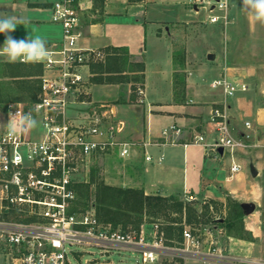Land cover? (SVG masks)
<instances>
[{
  "label": "built area",
  "instance_id": "2783aa9c",
  "mask_svg": "<svg viewBox=\"0 0 264 264\" xmlns=\"http://www.w3.org/2000/svg\"><path fill=\"white\" fill-rule=\"evenodd\" d=\"M79 1L52 3L50 21L60 27L62 38L58 45L48 48L49 59L37 62L43 67L37 101L26 108L21 103L7 104L4 121L0 122V247L18 264H71L70 257L78 256L80 248L136 253L140 256L136 264H264L230 254L208 227L196 231L185 227L181 242H169L159 222H145L139 231L123 232L101 224L94 208L70 213L76 196L74 185L85 182L79 178L90 174L95 158L114 153L124 159L133 146L131 141L118 138L123 126L116 120L113 107L75 109L90 64L105 57L99 49L78 47ZM195 2L208 6L210 12L227 7L224 0ZM220 20L226 21V15L209 18L210 23ZM211 87L220 88L225 99L247 89L244 83L237 88L225 75L212 81ZM10 111L31 113L39 129L10 136L6 125ZM208 124L212 139L209 141L203 130L188 144L202 147L207 156L220 157L227 152L230 173H239L242 167L235 154L248 151L254 144L251 122L245 121L244 132L236 133L226 112L215 107ZM170 133L179 135L181 129L172 125L162 131V136Z\"/></svg>",
  "mask_w": 264,
  "mask_h": 264
},
{
  "label": "crops",
  "instance_id": "0c3cea01",
  "mask_svg": "<svg viewBox=\"0 0 264 264\" xmlns=\"http://www.w3.org/2000/svg\"><path fill=\"white\" fill-rule=\"evenodd\" d=\"M20 1L22 0H0V4L12 6L10 11L4 12V15L16 16V3ZM24 1L28 7H30V4L52 5L55 2L48 0ZM87 2H90L86 7L90 10V14L88 21H85L80 12L79 30L81 37L78 41V47L83 50L102 49L108 46L126 47L133 60L143 61L145 64V81L139 102L131 104L116 103L111 106L113 107L116 120L120 121L123 126L118 138L133 143L129 157L122 159L115 154L128 164V168L121 175H134L131 178L132 185L128 187L142 189L146 195L176 196L188 202L190 200L212 199L224 203L226 198L231 196L241 205H244L243 200L246 199L249 189H251V181L248 175V172H251V167H249L245 159L247 151H240L235 154L236 162L241 165L242 169L237 174H231L230 155L227 152L220 157L207 156L202 147L189 145L188 143H190L194 134L203 130L208 133V140L212 139L213 135L209 134L210 126L208 120L212 109L215 107L219 108L220 106L226 112L230 124L240 123L242 117L246 120L248 116L257 120V116L264 115V108H254L252 98H248L244 93V96L242 94L241 96H234V99H225L221 90L217 93L205 91L199 80L193 78L196 73V66L193 65L195 63L189 61L187 46L183 47L185 66L182 70L183 73H186L185 95L183 100L175 101L173 53L178 51L177 48L184 43L181 42L183 33L179 29L187 25L193 26L197 22L177 19L163 21L159 20L160 18L146 22L145 17L143 21H139L137 18L136 20L139 21L137 23L139 32L144 37L147 35L146 24H150L153 27L151 30L153 38L151 45L152 54L150 57L152 65L149 69L146 62L147 50L140 47L136 52L133 51L128 42H124V40H120L115 36V31L123 27L121 22L122 16L125 14H122V10L125 13L127 8H131L134 5L140 6L146 2H151L154 5L155 0H141L134 3H129L128 0H104L102 14H99L97 10H92V0ZM193 2L191 11L195 15H199L202 7L198 6L197 4L199 3H196L195 0ZM50 7H48L49 10ZM30 8L44 9L39 7ZM50 19L51 10L47 23L52 24ZM24 20L30 26H39V23H44L42 20L37 19L36 16L35 18ZM212 29L214 38L219 39L218 30L214 27ZM91 36L96 39L100 38L101 42L98 46L90 44L89 39ZM41 37L47 41V48H51L60 43L62 32L61 29L59 31L48 30L44 31ZM210 53L211 50H207L204 54L205 60L214 65L216 56L214 55L213 60H208L207 56ZM223 70L222 76H226L228 67L224 66ZM149 74L154 75L156 79V82H154V100H151L150 95H147ZM234 74L233 71L232 75L236 77ZM210 88L213 89L211 85ZM230 102L234 103V105ZM118 107H120L119 110ZM135 107L140 110L135 112L136 122L135 124L130 122L127 126V118H122V115L127 113L130 108ZM79 108L77 105L75 106V109ZM244 122H241V124L243 125ZM137 123H139L140 130H137ZM172 125L179 127L181 134L170 133L168 137H163L162 131ZM242 125L241 129L243 130L244 127ZM146 157H150L151 160L147 161ZM236 241L235 246L246 248L245 242ZM13 264H18V262L13 259ZM187 264L197 263L188 262Z\"/></svg>",
  "mask_w": 264,
  "mask_h": 264
},
{
  "label": "rangeland",
  "instance_id": "374dc122",
  "mask_svg": "<svg viewBox=\"0 0 264 264\" xmlns=\"http://www.w3.org/2000/svg\"><path fill=\"white\" fill-rule=\"evenodd\" d=\"M87 1L88 0L79 1L81 8L80 12L85 21H88L90 14V10L86 8L90 2ZM193 1L194 0H155L154 5L151 2H146L140 6L134 5L131 8L126 7L127 11L125 13L123 10L121 11L122 14L126 15L122 16L121 23H123V27H120L115 31V36L120 40H124V42H128L131 49L135 52L140 47L145 48L147 50L146 62L150 69L152 65L150 57L152 54L151 45L153 41L151 30L153 27L150 26V24H146L147 35L144 37V35L139 32L137 23L143 21L144 17L147 20L146 22L157 18H160L159 20L163 21H173L177 19L197 22L193 26L187 25L184 28L179 29L183 33V40L181 42L184 43L181 47L177 48L178 50H183V47L187 46L189 61L195 63L193 65L196 66V73L193 78L199 80L205 91H214L217 93L221 89H211V82L220 78L224 71L223 67L227 66V79L237 88H240V85L243 82L247 86V89H249H246L247 92H241L238 90L235 97L238 95L241 96L244 93L248 98H252L254 108H264V24L253 22L247 13L241 11L243 8L242 0H224L227 2V7L224 11H219L216 8L210 12L208 6L204 8V5L197 4L202 7L200 8L199 15H195L194 12L191 11V7L194 3ZM11 8V5L0 4V14L5 16L4 12L10 11ZM15 9L18 18L30 19L33 17L35 18L36 16L37 19L44 22L39 23V26H30L26 23L17 25L16 30L11 33V35L17 39L26 38L30 34L32 36H42L44 31H59L60 29L59 26L47 23V19L50 16V10L48 8L33 9L28 7L26 2L22 0L16 3ZM222 14L226 15V21L220 20V22L216 24H211L209 22L211 15ZM130 15H132L131 18ZM137 18L139 21L136 20ZM126 22H128L127 25L130 26H125ZM212 27L218 30L217 33L219 34V39L214 38ZM89 41L92 46H98L101 42L100 38L96 39L93 36L90 37ZM4 42L5 34L0 33V48L3 47ZM207 50H211L210 54L216 56L214 65L205 60L204 54ZM0 58H2L1 61H7V58L3 55H1ZM233 71L236 77L232 75ZM87 73L89 76H87L88 79L86 85L83 88L81 96L77 100V102H80L77 103V107H80L79 109L85 110L92 108L95 111H99L98 109L101 105H105L107 109V107L116 104L119 99L129 98L131 94L130 85L116 86L94 84L91 82L93 74L91 73L90 68H88ZM184 75H186V73H184ZM154 82H156L155 76L149 74L147 95H150L151 100H154ZM140 90L141 89H138L136 92L138 100H140L142 96ZM229 99L234 98L232 97ZM230 103L232 104V102ZM21 104L24 108L30 106L24 103ZM232 105H234V103ZM5 108L6 105H3L0 110V122L4 121ZM119 109L120 107H118V110ZM138 109V107L130 108L127 113L122 115V118H127V126L130 122L135 124V112L140 111ZM257 118V120H254L252 117L248 116L245 120V118L242 117L240 123L236 122L231 124V126L235 128V132L240 133L244 132V129H241V122L249 121L252 124L253 130L251 133L254 135V144L248 149L245 159L247 160L249 167L256 169L257 175L252 176V173L248 172L251 181V189H249L250 191L248 192L246 199L243 200V203H245L244 205H253V207L249 210L246 208L247 206L241 205L244 210V227L245 230L251 234L252 242L240 240L245 242V249L235 246V243L237 242L236 240L239 239L227 237L224 227L213 222L214 219L218 220L226 216L223 207H220L221 211L218 213L211 212L210 216L208 218L206 217V222H200L195 226H184L183 230L185 227L191 231L208 227L216 232V235L220 237L221 244H223L227 252L230 254L264 263V115L257 116ZM38 129L39 122L37 121V127L35 130ZM137 130H140L139 123H137ZM92 166L98 169V176L108 185L121 187L132 185L131 178L134 175H121V173L128 168V164L122 159H119L114 153L98 155L93 161ZM88 177L89 175L85 178L81 176L79 179L80 181L87 182ZM191 201L200 211L204 202L208 204L210 199L190 200V202ZM91 208H93L92 204L88 210ZM150 221L159 222L163 226L165 225L160 219L144 220L143 224L145 222L150 223ZM78 251V256L70 257L71 264H136V260L140 259V256L136 253L123 251L102 252L97 248H80ZM0 264H13L12 255L8 250H4L3 247H0Z\"/></svg>",
  "mask_w": 264,
  "mask_h": 264
},
{
  "label": "trees",
  "instance_id": "16d2710c",
  "mask_svg": "<svg viewBox=\"0 0 264 264\" xmlns=\"http://www.w3.org/2000/svg\"><path fill=\"white\" fill-rule=\"evenodd\" d=\"M141 0H128L129 3ZM30 7L48 8L51 4H30ZM104 0H92V10L102 14ZM105 53L103 61L90 64L94 84L131 86L128 99H119L116 103L139 102L138 89L143 90L145 64L135 61L126 47L108 46L99 49ZM185 53L178 50L173 53V84L175 101H181L185 95ZM43 67L37 63H9L0 61V110L9 103L31 105L37 101L40 91V77ZM138 85V86H136ZM220 108V106H219ZM98 169H90L87 182L74 185L75 199L70 213H81L93 205L97 220L120 231H139L144 220H162V229L169 242H181L184 226H195L206 220L212 213H218L223 207L226 216L213 222L224 227L227 237L252 242V236L244 227V210L241 204L227 197L225 203L210 199L204 202L199 211L194 203L186 202L176 196L163 197L146 195L142 189L112 186L99 176ZM221 207V208H220ZM151 222V221H150ZM206 222V221H205Z\"/></svg>",
  "mask_w": 264,
  "mask_h": 264
},
{
  "label": "clouds",
  "instance_id": "9594fccd",
  "mask_svg": "<svg viewBox=\"0 0 264 264\" xmlns=\"http://www.w3.org/2000/svg\"><path fill=\"white\" fill-rule=\"evenodd\" d=\"M243 8L241 11L247 13L253 22L264 24V0H242ZM26 21L13 15L3 16L0 14V33L5 34V42L0 48V55L7 58L9 63H37L50 58V51L47 48V41L41 36H32L17 39L11 35L17 25L24 24ZM8 134L17 137L22 133L37 127V121L31 113H8L7 122Z\"/></svg>",
  "mask_w": 264,
  "mask_h": 264
},
{
  "label": "water",
  "instance_id": "95a60500",
  "mask_svg": "<svg viewBox=\"0 0 264 264\" xmlns=\"http://www.w3.org/2000/svg\"><path fill=\"white\" fill-rule=\"evenodd\" d=\"M207 59H208V60H213V59H214V55H213V54H209V55L207 56ZM221 152H222V150H220V153H221ZM251 173H252L253 176H256V175H257V171H256V169H255V168H251ZM244 206H247L246 208H248L249 210H251L252 207H253V205H244Z\"/></svg>",
  "mask_w": 264,
  "mask_h": 264
}]
</instances>
